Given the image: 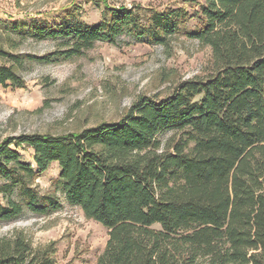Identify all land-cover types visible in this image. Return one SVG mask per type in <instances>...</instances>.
I'll use <instances>...</instances> for the list:
<instances>
[{
	"label": "trees",
	"instance_id": "1",
	"mask_svg": "<svg viewBox=\"0 0 264 264\" xmlns=\"http://www.w3.org/2000/svg\"><path fill=\"white\" fill-rule=\"evenodd\" d=\"M105 9L94 26L0 22V37L62 39L55 55L70 60L122 37L165 47L189 19L180 9ZM199 15L201 28L187 37L210 49L202 76L165 98H138L115 123L3 140L1 224L61 209L31 188L55 163L56 191L107 231L95 264H264V0H203ZM51 57L2 44L0 85L23 88L19 69ZM165 132L172 136L162 142ZM18 150H30L32 164ZM49 254L21 233L0 238V264H53Z\"/></svg>",
	"mask_w": 264,
	"mask_h": 264
},
{
	"label": "rangeland",
	"instance_id": "2",
	"mask_svg": "<svg viewBox=\"0 0 264 264\" xmlns=\"http://www.w3.org/2000/svg\"><path fill=\"white\" fill-rule=\"evenodd\" d=\"M203 0H0V22L59 27L68 20L99 24L106 8L143 12L183 10L189 17L180 34L167 46L122 37L116 45L94 43L81 56L61 59L62 39L34 40L0 37V46L15 55L52 56L53 62L26 63L18 75L23 88L0 85V144L9 137L31 134L66 135L121 120L141 97L165 98L178 83L210 70L211 52L188 38L201 28ZM4 39V41H3ZM0 65H8L0 61ZM172 136H159L165 142ZM32 164L30 150H18ZM36 172V168L33 167ZM57 164L36 173L31 183L41 200L53 196L61 209L47 216L25 211L10 223H0V238L21 233L32 249L46 251L53 264H95L104 250L107 231L69 206L53 186ZM3 202V201H1Z\"/></svg>",
	"mask_w": 264,
	"mask_h": 264
}]
</instances>
